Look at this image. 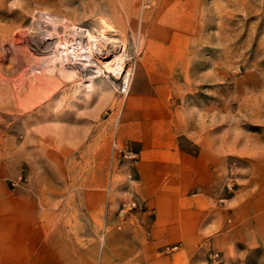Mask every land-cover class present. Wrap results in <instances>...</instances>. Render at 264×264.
Wrapping results in <instances>:
<instances>
[{"label": "rangeland", "instance_id": "1", "mask_svg": "<svg viewBox=\"0 0 264 264\" xmlns=\"http://www.w3.org/2000/svg\"><path fill=\"white\" fill-rule=\"evenodd\" d=\"M146 3L134 0L129 15L117 0H0V180L31 198L49 241L78 247V264H143L138 156L127 153L141 138L167 134L208 163L206 188L189 191L208 229L190 250L170 242L157 256L264 264V0H209L199 27L172 29L183 43L163 49L184 58L163 61L165 71L144 59L162 50L147 43ZM62 22L85 37L113 38L123 70L84 75L59 50L65 43L33 47L38 27L69 40ZM131 200L141 206L119 214ZM174 243L179 249L167 252ZM14 254L0 251V264H28ZM63 260L48 264H72Z\"/></svg>", "mask_w": 264, "mask_h": 264}, {"label": "crops", "instance_id": "2", "mask_svg": "<svg viewBox=\"0 0 264 264\" xmlns=\"http://www.w3.org/2000/svg\"><path fill=\"white\" fill-rule=\"evenodd\" d=\"M117 1L120 10L130 15L134 0ZM208 3L209 0H148L142 15L149 28L147 43L157 44L162 50L147 51L144 59L157 60L158 68L165 71L168 66L163 61L176 63L184 58L183 52H170L163 47L183 43V36L177 39V32L172 29L199 27ZM108 11L117 9L111 7ZM185 17L193 23H184ZM140 142L141 148L134 151L138 156L134 165L135 195L145 207L141 218L148 227L149 239L140 248L139 258L143 264H165L166 261L157 256L159 248L180 242L190 250L207 232V216L202 217V207L199 203L193 204L195 198L189 191H200L192 194L196 196L206 188L208 163L200 153L187 152L175 137L167 134L154 140L141 138ZM65 246L71 253L69 257L63 255ZM77 250L74 243L65 245L58 238L49 241L47 223L41 221L31 198L12 195L8 184L0 180V251H14L15 261L25 260L28 264H48L63 259L78 264Z\"/></svg>", "mask_w": 264, "mask_h": 264}, {"label": "bare ground", "instance_id": "3", "mask_svg": "<svg viewBox=\"0 0 264 264\" xmlns=\"http://www.w3.org/2000/svg\"><path fill=\"white\" fill-rule=\"evenodd\" d=\"M62 25V28L64 27L70 31V34H68L69 36L71 35L69 40L64 37L61 38L59 36L60 32L58 33L55 30L50 32V30L38 27L31 35L34 43L33 47L43 53L46 51L42 48H49L50 45L57 47L59 43H65L64 45L61 44L62 46L59 47L61 48L59 50L65 54V57L66 55L72 56L74 62L80 65L84 75L90 72L100 73L102 69L111 72L116 68L117 70L119 69L118 71L123 70V48L109 35L100 33L96 38L91 35L85 37L81 33L71 30L70 27H65L63 22ZM124 82L129 85L130 71L126 72Z\"/></svg>", "mask_w": 264, "mask_h": 264}, {"label": "built area", "instance_id": "4", "mask_svg": "<svg viewBox=\"0 0 264 264\" xmlns=\"http://www.w3.org/2000/svg\"><path fill=\"white\" fill-rule=\"evenodd\" d=\"M127 155H129L131 158H136L137 157V153L134 152V151H129L127 153ZM138 206H141L139 205V203L135 200H131V201H125L121 204V209H120V212L119 214H123L124 212H126L127 210H131L133 208H136ZM179 249V244L177 243H174L170 246H166V251L167 252H170V251H175V250H178Z\"/></svg>", "mask_w": 264, "mask_h": 264}]
</instances>
